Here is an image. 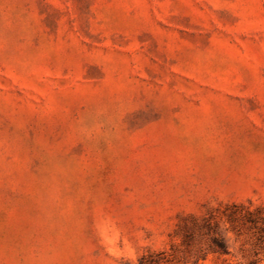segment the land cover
<instances>
[{
	"label": "rangeland",
	"instance_id": "374dc122",
	"mask_svg": "<svg viewBox=\"0 0 264 264\" xmlns=\"http://www.w3.org/2000/svg\"><path fill=\"white\" fill-rule=\"evenodd\" d=\"M0 264H264V0H0Z\"/></svg>",
	"mask_w": 264,
	"mask_h": 264
}]
</instances>
